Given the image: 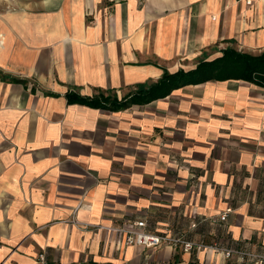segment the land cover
I'll list each match as a JSON object with an SVG mask.
<instances>
[{
	"label": "crops",
	"instance_id": "1",
	"mask_svg": "<svg viewBox=\"0 0 264 264\" xmlns=\"http://www.w3.org/2000/svg\"><path fill=\"white\" fill-rule=\"evenodd\" d=\"M227 47L264 51V0H0V264H264L99 228L146 219L260 251L264 86L210 80L118 108L67 96L130 101Z\"/></svg>",
	"mask_w": 264,
	"mask_h": 264
},
{
	"label": "trees",
	"instance_id": "2",
	"mask_svg": "<svg viewBox=\"0 0 264 264\" xmlns=\"http://www.w3.org/2000/svg\"><path fill=\"white\" fill-rule=\"evenodd\" d=\"M243 79L264 86V51L260 54L227 47L222 55L212 60H201L195 68L176 72L165 70L161 78L149 86L144 85L132 100L116 101L110 97L90 99L68 92L70 102H80L99 107L118 108L132 103H147L169 95L174 89L210 80ZM108 104V105H107Z\"/></svg>",
	"mask_w": 264,
	"mask_h": 264
},
{
	"label": "built area",
	"instance_id": "3",
	"mask_svg": "<svg viewBox=\"0 0 264 264\" xmlns=\"http://www.w3.org/2000/svg\"><path fill=\"white\" fill-rule=\"evenodd\" d=\"M227 213L221 214V219L225 220ZM146 219H140L135 221L132 225L127 227H112L99 225V228H109L125 234V242L127 244H139L146 246H162L172 245L175 247H182L185 251H191L195 248H210L216 252L224 253L227 258L232 257L234 253H237L241 259L258 260L264 262V247L258 252L240 251L237 249H226L218 245H207L205 242H196L186 238L183 235H171V234H156L147 230ZM196 226V223H193ZM44 255H42L43 257ZM44 258V257H43Z\"/></svg>",
	"mask_w": 264,
	"mask_h": 264
},
{
	"label": "rangeland",
	"instance_id": "4",
	"mask_svg": "<svg viewBox=\"0 0 264 264\" xmlns=\"http://www.w3.org/2000/svg\"><path fill=\"white\" fill-rule=\"evenodd\" d=\"M204 60V59H203ZM212 60V59H211Z\"/></svg>",
	"mask_w": 264,
	"mask_h": 264
}]
</instances>
